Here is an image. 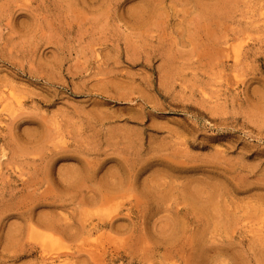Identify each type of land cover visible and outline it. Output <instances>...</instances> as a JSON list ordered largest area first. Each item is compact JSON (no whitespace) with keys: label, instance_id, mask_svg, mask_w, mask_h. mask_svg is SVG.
I'll return each instance as SVG.
<instances>
[{"label":"rangeland","instance_id":"374dc122","mask_svg":"<svg viewBox=\"0 0 264 264\" xmlns=\"http://www.w3.org/2000/svg\"><path fill=\"white\" fill-rule=\"evenodd\" d=\"M0 264H264V0H0Z\"/></svg>","mask_w":264,"mask_h":264},{"label":"bare ground","instance_id":"6f19581e","mask_svg":"<svg viewBox=\"0 0 264 264\" xmlns=\"http://www.w3.org/2000/svg\"><path fill=\"white\" fill-rule=\"evenodd\" d=\"M195 190H196V192L194 191V192H195V193H194L195 196L192 194L193 197L199 196V194H198V192H197V189H195ZM187 193H188V198H190L191 194H190L189 192H187ZM196 193H197L198 195H197ZM195 199H196V198H195ZM52 216H53V215H52ZM52 216H51V217H52ZM52 218L55 219L54 217H52ZM49 220H50L51 222H50ZM49 220H48V222H46V221H45V222L47 223V225H48V224H49V225L51 224V225H50V228L52 229V227H53V226H52V225H53L52 223H53L54 220H51L50 217H49ZM41 222L44 223V224L46 225V223L43 222V220H42ZM41 222L39 221V223H41ZM55 222H56V219H55ZM42 223H41V224H42ZM44 224H42V226H44ZM54 224H56V223H54ZM49 225H48V226H49ZM54 226H55V225H54ZM56 226H57V225H56ZM56 226H55V227H56ZM66 226H67V225H66ZM66 226L64 225V226H63L64 228H62V226H61V228L63 229V231L67 230L66 228H69V226H68V227H66ZM45 227H47V226H45ZM65 227H66V228H65ZM53 229H54V227H53ZM56 229H57V228H56ZM59 229H60V227H59ZM64 229H65V230H64ZM54 230H55V229H54ZM58 232H59V231H58Z\"/></svg>","mask_w":264,"mask_h":264}]
</instances>
